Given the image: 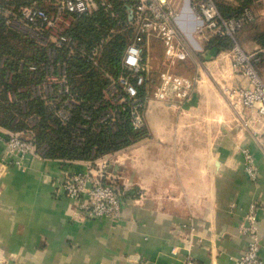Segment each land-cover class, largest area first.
<instances>
[{
	"label": "crops",
	"instance_id": "1",
	"mask_svg": "<svg viewBox=\"0 0 264 264\" xmlns=\"http://www.w3.org/2000/svg\"><path fill=\"white\" fill-rule=\"evenodd\" d=\"M55 1L41 3L53 11ZM220 1L230 8L239 2ZM250 4L254 26L238 35L245 52L263 47L258 34L264 36V0ZM179 26L194 55L177 61L171 71L193 79L188 98L153 95L165 67L163 47L154 40L151 52H162L151 64L160 59L163 68L150 72L154 82L141 90L145 135L101 156L108 161L105 182L122 191L118 222L84 218L54 184L64 170L83 172L101 157L28 154L15 168L5 164L0 145V264H183L187 258L197 264H235L249 241L239 226L252 203L264 264V115L229 100L230 90L245 85L231 66L230 50L217 51L201 41L191 15L183 16ZM7 28L27 38L18 28ZM258 72L264 81V59ZM11 77L6 69L3 81ZM7 100L16 101L13 92H7ZM9 132L0 125V134ZM242 149L255 159V183L245 174Z\"/></svg>",
	"mask_w": 264,
	"mask_h": 264
},
{
	"label": "built area",
	"instance_id": "2",
	"mask_svg": "<svg viewBox=\"0 0 264 264\" xmlns=\"http://www.w3.org/2000/svg\"><path fill=\"white\" fill-rule=\"evenodd\" d=\"M103 10L109 18L117 19L112 0H56L52 12L38 6L36 1L30 5H22L16 11L2 8L0 14L6 16V25L22 29L27 27L29 35L35 42L46 47L47 62L42 69L47 83L54 88V94L38 95L45 104L53 108L54 115L62 123L71 118L72 111L78 104L77 96L69 84L65 60H56L60 49L66 50V57H82L91 62L96 61L105 40L90 49L77 43L67 34L75 19L82 15H91ZM126 27L133 31L120 59L121 71L116 77L108 76V84L104 88L103 97L94 103V107L103 106L110 113L100 116L99 122L107 125L109 130H118L123 123L121 111H126L130 126L134 130L144 128L143 111L146 98L141 90L147 83L154 82L150 76L152 64L149 57L150 46L154 40L163 47L164 69L159 73L153 95L159 99L168 97L187 99L192 88L193 79L173 73L171 66L177 61H184L194 55L188 38L179 26V20L191 15L193 31L201 41L211 37L227 36L234 41L230 50L231 66L245 85H238L227 94L229 100L241 108H258L264 115V81L261 79L255 64L258 63L264 47L257 51L245 52L236 42V34L247 24L254 21L251 9L240 15L224 16L218 10L214 0H131L125 5ZM30 69L35 70L32 65ZM52 77V78H51ZM53 91V90H52ZM62 98L58 106V100ZM56 106V107H55ZM83 119L90 120L91 112L81 111ZM87 129V125L78 124L76 133ZM83 139L74 136V142L81 144ZM0 145L4 147V162L8 166L20 168L28 154L45 155L48 147L37 146L31 130L0 134ZM46 150V151H45ZM45 151V152H44ZM244 155V170L249 181L259 180V170L252 153L241 150ZM57 192H62L74 204L75 208L88 220L118 222L122 213V191L108 180V161L104 157L88 165L85 171L64 170L55 177ZM239 229L248 236L249 241L236 257L235 264H263L259 255L256 204L252 203L244 216ZM183 264H197L193 258H187Z\"/></svg>",
	"mask_w": 264,
	"mask_h": 264
},
{
	"label": "trees",
	"instance_id": "3",
	"mask_svg": "<svg viewBox=\"0 0 264 264\" xmlns=\"http://www.w3.org/2000/svg\"><path fill=\"white\" fill-rule=\"evenodd\" d=\"M34 0H13L12 2H1L3 9L17 10L22 5H30ZM36 4L44 9L42 0H35ZM252 0H239L238 6L230 8L224 5L220 0H214L218 10L224 16L240 15L246 9H250ZM114 10L117 13L123 12L124 15L118 14L117 19L109 18L103 10H98L91 15H82L75 19L73 25L67 34L76 40L85 48L90 49L94 45L105 40L103 51L98 58V65L92 66V62L82 57H71V68L68 70L69 84L71 90L76 94L78 104L72 111L71 118L62 123L54 116V110L45 104V101L39 97L31 98L29 88L33 84H38L42 80L43 65L47 62L46 50L37 46L27 38L12 32L7 28L4 18L0 16V62L5 57L2 66L0 65V125L11 129L13 132L24 131L28 128L26 120L35 115L39 118L38 128L34 129V139L39 147L46 143L48 149L46 156L52 158H63L69 160H95L105 154L117 151L132 142L137 141L145 135L142 129L134 130L127 118L126 111H121L123 123L119 125L116 132L109 130L106 124L99 122V114L104 109L103 106L94 107V103L103 97L104 88L108 84V78H102V75L108 74L116 77L120 71V60L113 55V50L119 48L118 53L122 56L123 51L133 35L131 28L126 27L125 5L130 4L131 0H112ZM52 12V10H47ZM2 14V13H1ZM4 16V14H2ZM255 20V18H254ZM254 22L247 24L241 32L251 29ZM127 34L125 39L121 36ZM258 40L264 47V36L258 34ZM122 42V44H120ZM208 47H214L217 51L231 50L234 41L227 37H211L203 41ZM239 45V44H238ZM264 53L261 60L255 64L258 71V65L263 61ZM56 60H65L66 50L60 49L57 52ZM1 64V63H0ZM34 65L35 70L30 69ZM6 69H10L12 77L10 81H3V74ZM90 73L89 77L83 78V75ZM259 73V72H258ZM82 76V78L80 77ZM41 79V80H40ZM13 92L16 101L7 100V92ZM24 100L22 104L21 100ZM62 98L58 100V106ZM91 112V119L81 117L82 110ZM49 121H53L58 128H50L56 134L57 138H48L47 131ZM78 124L87 125V129L81 133L75 132ZM74 136L81 137V144L74 142Z\"/></svg>",
	"mask_w": 264,
	"mask_h": 264
},
{
	"label": "rangeland",
	"instance_id": "4",
	"mask_svg": "<svg viewBox=\"0 0 264 264\" xmlns=\"http://www.w3.org/2000/svg\"><path fill=\"white\" fill-rule=\"evenodd\" d=\"M21 33L20 34H23V35H25L28 39H30V40H32L33 42H35V39L34 38H32L28 33H29V31L28 30H26V29H24V28H22L21 29V31H20ZM120 34H121V36H123V39H125V36L127 35V34H122V31H120ZM78 43V42H77ZM37 46H41V45H39V43H35ZM120 44H122V42L120 43ZM41 47H43V46H41ZM47 49L48 48H50L51 46H50V44H48L47 46ZM46 47H43L45 50H46ZM51 49V48H50ZM118 50H119V48H115L114 50H113V55L115 56V57H117L119 60L121 59V55L118 53ZM102 51H103V49L101 50V52L98 54V56H97V58H96V61H94V62H92V66H97L98 65V63H99V61H98V58L100 57V55L102 54ZM162 52V48H156L155 49V51H153V52H151V48H150V51H149V57H150V61H151V63H153L152 61H155V59H154V56L156 55L155 53L156 52H158V54H159V52ZM154 55V56H153ZM157 56V55H156ZM47 59V58H46ZM68 59V62H66V65H67V74L69 73L68 72V70H69V68H71V57H68L67 58ZM156 61H158V66L157 65H154L153 64V67H152V70H151V72L153 73L154 72V70H160V69H162L163 67L161 66V63H160V59H156ZM90 73H87L86 75H83L84 77L83 78H86V77H89L90 75H89ZM68 76H69V74H68ZM106 77V78H108V74H104V75H102V78H104V77ZM81 78H82V76H80ZM52 78V77H51ZM69 79V78H68ZM41 80V79H40ZM47 81V79H46V77L43 75L42 76V80H41V82L40 83H38V84H33V85H31L30 86V88H29V92H30V95H31V97L32 98H36L38 95H45V96H48V95H50V94H52V96H53V94H54V88H53V86H50V85H48V83L46 82ZM53 90V91H52ZM56 107V106H55ZM107 107H105V110H103V112L100 114V116H103V115H106V114H108V113H110L111 111H110V109L112 108V106H110V109H106ZM55 118H57L56 116H54ZM27 124H28V128H29V130H31V132L34 134V129L35 128H38V124H39V118H37V116H35V115H32V116H30L28 119H27ZM48 126H50L49 127V129H48V131L46 132L47 133V137L48 138H57V134L52 130V129H50V128H58L57 127V125L53 122V121H49V123H48ZM117 131V129L116 128H114V132H116ZM42 145H45V146H47V144L44 142V143H42L41 145H39V146H42ZM48 147V146H47ZM46 151V150H45ZM44 151V152H45ZM45 154H46V152H45Z\"/></svg>",
	"mask_w": 264,
	"mask_h": 264
}]
</instances>
